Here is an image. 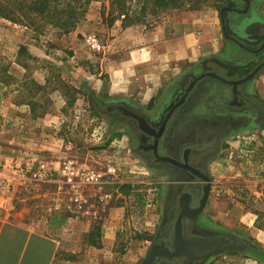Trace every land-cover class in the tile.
I'll return each instance as SVG.
<instances>
[{"label": "crops", "instance_id": "0c3cea01", "mask_svg": "<svg viewBox=\"0 0 264 264\" xmlns=\"http://www.w3.org/2000/svg\"><path fill=\"white\" fill-rule=\"evenodd\" d=\"M219 7L215 5L200 12L184 13L178 19H169L148 30L137 26L119 33L113 30L109 33L111 29H107L110 37L106 53L98 61L100 72L96 75V85L93 88V101L98 111L104 112L106 105L124 104L158 126L163 115L183 94L191 80L209 71L227 77L231 70H244L251 64L256 65L261 54L249 53L224 36L222 10L225 7L230 9L224 13L228 35L252 47L264 35V0H249V5L244 0H222ZM86 20L65 39L67 46L76 54L82 47L79 35L98 30L96 25L100 20L97 12L92 10ZM100 31H104V28H100ZM37 81L42 83L44 80ZM242 92L247 98H255L264 104V69L257 77L244 84ZM232 97L231 87L213 81L202 83L192 96L186 112L170 127L165 143H182L187 137L190 138L187 143H193L199 134L208 132L210 127L221 129V126H225L230 130L223 137L221 148L209 165L211 193L198 219V227L233 234L230 229L245 225L249 229L251 245L259 248L264 241V230L257 227L259 214H252L250 207L252 202L264 203V127L260 128L253 116L248 117L246 110L242 112L232 109L229 105ZM60 98V107L53 111L59 115L63 114L61 110L66 104ZM26 112H29L28 109ZM102 116L112 130L110 147H117L114 150L116 157L121 162L124 161L121 164L124 165V185L131 186L130 194L124 195V198H129L140 186L139 181L134 182L125 177V172L134 177L133 175L142 174L139 171L142 167L152 170L146 166L145 157L141 154L143 138L130 119H120L117 115ZM207 117L219 122L220 127L200 126ZM9 136L7 144L0 138V163L8 160L25 161L29 164L45 160V165L49 167L48 155L17 146H27L34 140L21 138L15 131H10ZM216 160L223 168L233 170V198L216 200L212 197L220 184L227 183L222 180L226 178L224 176L216 179V185L213 183L211 169ZM55 165L58 166V163ZM122 168L119 167L121 170ZM118 172L121 176L120 171ZM165 180L161 184L168 193L169 183ZM59 189L62 190L61 187ZM219 191L221 194V190L216 193ZM156 204L147 205L144 209L157 205L159 207ZM161 208L167 217L169 208L166 205ZM116 212L121 214V208L111 209L110 218L105 219L104 225L100 227L101 243L97 248L88 244L89 235L94 231L92 225L84 227L86 223L78 217L69 215L59 224L50 222L47 218L40 222H20L10 220L0 208V264H99L101 257L106 255L105 251L112 245L110 240L114 238L112 232L116 227L113 221L116 218L112 215ZM56 215L59 217L61 214L59 212ZM167 222L168 217L165 224ZM259 224L264 226V222L259 221ZM156 234L152 237L151 232L146 233L143 241L151 243ZM254 238L258 241H254ZM74 243H79L80 247ZM250 256L253 263L258 264L256 255Z\"/></svg>", "mask_w": 264, "mask_h": 264}, {"label": "rangeland", "instance_id": "374dc122", "mask_svg": "<svg viewBox=\"0 0 264 264\" xmlns=\"http://www.w3.org/2000/svg\"><path fill=\"white\" fill-rule=\"evenodd\" d=\"M89 1L86 6L87 16L94 10L100 21L96 25L98 30L94 29V32L79 35L78 39L82 47L78 50V54L67 46L65 39L68 35L62 34L52 26L46 25L39 29L35 25H27V27L0 18V60L2 63L11 64L9 71L14 78L8 87L7 99L0 104V138L7 144L10 138L9 132L15 131L21 138L34 140L27 146L17 145L18 147L30 152L41 151L42 154L49 156L47 158L49 167L45 165V160L32 161L29 164L25 161L10 162L8 160L0 163L1 172L17 176L10 190L0 196V208L10 220L15 219L20 222H31V220L40 222L47 218L48 221L59 224L64 218L73 215L81 221L84 220L86 223L84 227L92 225V230L104 225L105 219L108 220L111 216V209L121 208V214L116 212L112 215L116 218L113 220L116 225L112 232L114 238L110 240L112 245L105 251L106 255L101 257L99 264H139L152 247L151 243H145L140 240V237L150 232L153 237L159 226L166 222L167 217L161 210L168 199V193L161 184L166 180L162 176L158 179L152 170L142 167L139 169L142 174L133 175L134 177H130L132 174L125 172V177H129V180L134 182L139 181L140 187L132 192L129 198H124V195L119 192L120 187L124 186V168H122L124 165H121L124 161L121 162L118 156L116 157L115 151L118 148L110 147L112 130L93 101V88L96 85V75L100 72L98 61L105 55L107 40L110 37L107 29H111L109 33L113 31L119 33L127 28L122 27L121 20H116L111 27L108 26V21L117 17V12L114 9L110 10V0ZM215 3V0H185L181 8L167 9L157 15L148 12L143 24L129 28L143 26L147 30L152 29L169 19H178L184 13L200 12L214 7ZM139 11L140 6L135 0L130 4L129 13L138 15ZM86 19L78 27L87 21ZM100 28H104V31H100ZM89 36L97 37L103 47L102 51L91 50L86 41ZM21 47H25L35 59L27 60L30 67L28 72L15 63ZM50 75H60L67 84L80 90L81 93L76 96L79 101L75 102L73 108L67 109L66 113L63 111L65 104L61 110L63 114L59 115L53 111L60 107L62 96L58 92L51 93L47 112L41 116L33 115L28 106L21 104L24 102L23 93L26 90L21 87L22 81L29 83L32 79L44 80L42 81L44 84ZM27 109L29 112H26ZM130 159L133 158L130 157ZM69 161H73L77 167L104 173L103 184L72 186L65 183L60 168ZM56 162L58 166L55 165ZM42 166L47 171V177L44 180H36L29 175L28 179H20L21 172L29 170L34 173ZM110 169H114L115 172H108ZM232 172L233 170H227V167L223 168L219 161L214 162L211 169L213 183L219 179L218 177L223 176L226 177L222 178L223 182H227L220 184L219 188L214 190L212 196L214 199L233 198L235 186L231 182L233 181ZM217 190L222 192L219 197L216 196ZM246 199H249V194ZM153 204L157 206L144 209L147 205ZM251 206L252 214L264 215V203L252 202ZM59 212L61 215L58 217L56 213ZM260 222H264V217ZM230 231L233 233L231 235L251 243L247 226H237ZM74 244L80 247L79 243ZM259 248L264 250V241ZM232 250L228 251L232 255L226 252L215 254L204 264H254V260L250 259L252 253L249 251L239 248ZM257 262L264 264L259 259Z\"/></svg>", "mask_w": 264, "mask_h": 264}, {"label": "flooded vegetation", "instance_id": "af4514ba", "mask_svg": "<svg viewBox=\"0 0 264 264\" xmlns=\"http://www.w3.org/2000/svg\"><path fill=\"white\" fill-rule=\"evenodd\" d=\"M225 28H226V24H225ZM226 32H227V28H226ZM234 39L239 41L240 43H242L244 46L248 47L247 45H245L242 41L238 40L237 38H234ZM263 45H264V35L259 38V40L255 43V45H253L252 47H248V48L257 51ZM249 53H251V52H249ZM252 54H261V56H260L261 59L259 60V62L256 65L251 64V66L249 68H245L244 70L243 69L231 70V71H229L228 76L224 77V78H226L228 80H238V79H242V78L246 77L255 67H257V65H259L260 63H262L264 61V46L257 53H252ZM241 71L245 72V74L241 75L240 74ZM214 72L215 71H209V72H206L204 74H209V73H214ZM218 75H220V74H218ZM221 77H223V76H221ZM191 81L185 87L183 94L178 98V100H180V98L186 93V90L190 86ZM207 81H213L217 84L225 85V84L221 83L220 81H218L214 78H211V77H207V78L199 81L195 85L194 89L191 90L187 101L185 102V104L181 108L182 112L180 114L179 113L176 114V118L170 122L168 128L166 129L165 135L159 143L158 154H159V156H161L163 158L164 157H172L173 159L180 161L181 163H185V159H186L185 156H187L188 166L200 170L204 175L209 177L210 186L212 187V177L210 176L209 165L212 163L213 159L217 155L218 151L221 148L222 140L225 138V135L230 130H227V128L225 126H223V127L221 126V129H217L216 127H214V128L210 127L208 132H206L204 134H199L198 138H195V141H193V143L192 142L187 143L188 141H190V138H188V137L185 139L186 141L183 140L182 143H174V144H171L170 142L165 143L166 134L169 132L172 124H174L176 121H178L179 117L183 113L186 112V107L190 103L194 93L197 91L198 88H200L202 83H205ZM226 86H228V85H226ZM243 86L244 85L239 87L241 89V91H242ZM228 87H231V86H228ZM232 96L233 97H232V100L230 102L231 104L229 103V105L232 109H235L236 111H242V112L244 110H246L248 112V113H246L248 115V117L253 116V119H256L257 125L260 128L264 127V104L260 103V101H258L255 98H252V97L247 98L243 92H242V96L238 98V101H234L233 88H232ZM178 100H176L175 103H177ZM175 103L166 111V113L168 111H170V109L175 105ZM101 113L112 116V114L107 113L106 111L101 112ZM166 113L163 115L162 120L158 124L159 127H160L161 123L163 122ZM119 118L120 119H130L127 117H124V118L119 117ZM211 119L213 120V118L207 117L204 120V124L200 125V126L208 127L211 125H215V126L218 125L220 127L219 122H216V121L214 122V120L211 121ZM131 121L135 125L136 129H138L136 123L133 120H131ZM207 121H210V123H206ZM148 122L151 123L150 121H148ZM138 131H139V129H138ZM139 133H140L141 137L143 138V140H141L142 143H141L140 148L142 150L141 154L145 157L146 166H148L149 168H152L153 173H155L158 177L162 176L163 178L167 179L168 183H169V185H168L169 186L168 199H167V202L165 204L169 208L168 209V216H167L168 222L166 224L162 225V227L160 226L159 230L157 231L155 238L153 239V241H151L152 247L149 250V252H150L151 249L154 247L156 242L164 243V242H167V241H170L173 239V237H174V224L176 223L178 215L180 213V208H179L180 198L186 193L191 194L192 200L189 202L190 207L192 209L198 208L200 200H201L202 195H203V188L207 183L205 181L198 179L189 170L182 169V168L175 166V165H172L170 163L157 160L154 151L150 148V146L153 145V139L150 138L147 140V138L144 137V135L140 131H139ZM210 193H211V188H210ZM202 213L199 214L198 216H193V218H186L184 220L183 230H184V235L186 238H189V239L195 238V239H200L203 241H210V240H213V239L220 237L222 235L239 238V237L233 236L231 234L221 233L218 231H208V230L200 229V227H198V219H199L200 215H202ZM232 249H235V248L228 246V247H223L222 249H219V250L211 251V252L206 253V254H201V255H198L195 257H188V258H181V259L159 258L155 264H204L213 255L228 252V251H231ZM232 251H234V250H232ZM144 261H145V259L140 264H142Z\"/></svg>", "mask_w": 264, "mask_h": 264}, {"label": "trees", "instance_id": "16d2710c", "mask_svg": "<svg viewBox=\"0 0 264 264\" xmlns=\"http://www.w3.org/2000/svg\"><path fill=\"white\" fill-rule=\"evenodd\" d=\"M133 1L135 0H110V10L114 9L117 12V17L108 21L109 27L116 20H121L124 29L143 24L148 12L157 15L167 9L181 8L185 2V0H136L140 6V11L138 15H133L129 13L130 4ZM89 2V0H1L0 18L14 24L35 25L39 29L49 25L58 29L62 34L69 35L86 19L88 13L86 6ZM215 2L216 6L220 8L219 3L222 4V0H215ZM102 18H104L103 13ZM37 20L41 23H38ZM16 58V65L25 72H28L30 68L27 60H35L25 47L19 49ZM10 67V63H2L0 60V104L7 99L8 87L14 80L11 71H9ZM240 74L244 75L245 72L241 71ZM21 87L26 89L23 93L24 102L21 104L28 106L33 115L36 114V116L44 115L47 112L51 93L58 92L64 98L66 105L63 111L65 113L67 109L73 108L77 101V94L81 93L80 90H76L62 80L60 75H50L44 84L39 83L36 79H32L29 83L22 81ZM130 191V185L121 186L119 189V192L126 196L130 194ZM258 214L257 227L264 230V226L259 224L264 215ZM100 231L101 228L96 227L90 233L88 244L97 248L100 247ZM140 240H145V237H140ZM248 251H252L257 259L264 262V250L251 245Z\"/></svg>", "mask_w": 264, "mask_h": 264}, {"label": "water", "instance_id": "95a60500", "mask_svg": "<svg viewBox=\"0 0 264 264\" xmlns=\"http://www.w3.org/2000/svg\"><path fill=\"white\" fill-rule=\"evenodd\" d=\"M247 5H249V0H245ZM228 7H225L222 10V19H223V33L224 36L233 42H235L237 45H239L244 50L251 52V53H257L260 49H262L261 46L259 50L255 51L252 50L246 46H244L239 41L235 40L234 38L228 36L224 24V13L226 10H228ZM230 10V9H229ZM264 68V61L257 65L246 77L238 80H228L224 77H221L218 75V73H209L204 74L196 79L191 81L190 86L187 88L186 93L178 100L177 103L168 111L164 117L163 122L161 123L160 127L155 126L148 122V120L140 113L136 112L135 110L125 106L124 104L119 105H106L103 109L107 113H110L112 115H117L121 118L127 117L133 120L139 131L144 135V137L148 139H153V145L150 146V148L154 151L155 156L157 160L170 163L172 165L178 166L182 169L189 170L192 174H194L198 179L205 181L207 184L203 188V195L200 200L199 206L196 209H192L190 207L189 202L192 200L191 194H184L179 201V208L180 213L178 215L177 221L174 224V237L172 240L159 243L156 242L154 247L151 249V251L148 253V255L145 258V261L142 264H155L156 261L159 258H167V259H181V258H188V257H195L201 254H206L214 250L222 249L223 247H234L239 248L241 250L248 251L251 247V244L249 242H246L240 238L235 237H229L222 235L220 237H217L210 241H203L200 239H189L186 238L184 235L183 230V222L186 218H193V216H198L201 214L208 202L209 196H210V179L206 175H204L200 170L192 168L188 166V158L187 156L185 159V163H181L180 161H177L173 159L172 157H161L158 154V147L159 143L162 140V138L165 135L166 129L168 128L170 122L176 118V114H180L182 112L181 108L185 104V102L188 99V96L192 89H194L195 85L207 78L211 77L214 78L221 83L231 86L233 88V95H234V101H238V98L242 96V91L239 88L240 86L250 82L253 80ZM189 152V151H188Z\"/></svg>", "mask_w": 264, "mask_h": 264}, {"label": "built area", "instance_id": "2783aa9c", "mask_svg": "<svg viewBox=\"0 0 264 264\" xmlns=\"http://www.w3.org/2000/svg\"><path fill=\"white\" fill-rule=\"evenodd\" d=\"M86 41L88 46L94 52H100L103 50V47L96 36H89ZM60 169L64 182L72 186L79 184L101 186L103 184V178L105 177L104 173L98 172L94 169L77 167L74 165L73 161L64 163ZM108 172H115V170L110 169ZM21 173L22 174L19 175L20 179H28V175L32 176V178L36 180H44L47 177V171L44 166L40 167L34 173L29 172V170ZM16 178L17 176L15 174L13 175L7 173L6 175L0 170V196L10 190L13 185V181ZM216 196H220V191L216 193Z\"/></svg>", "mask_w": 264, "mask_h": 264}]
</instances>
